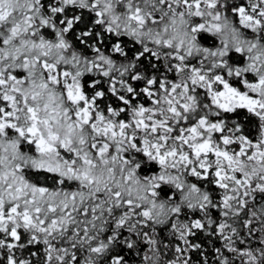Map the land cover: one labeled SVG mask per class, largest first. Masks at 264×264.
Here are the masks:
<instances>
[{"label": "snow or ice", "instance_id": "6c2138e0", "mask_svg": "<svg viewBox=\"0 0 264 264\" xmlns=\"http://www.w3.org/2000/svg\"><path fill=\"white\" fill-rule=\"evenodd\" d=\"M0 264H264V0H0Z\"/></svg>", "mask_w": 264, "mask_h": 264}]
</instances>
